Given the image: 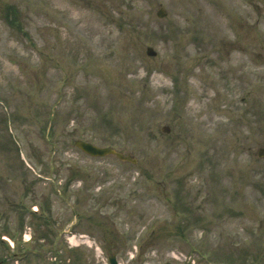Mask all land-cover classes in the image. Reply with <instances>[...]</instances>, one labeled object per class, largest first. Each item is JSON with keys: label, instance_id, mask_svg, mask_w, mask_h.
<instances>
[{"label": "rangeland", "instance_id": "374dc122", "mask_svg": "<svg viewBox=\"0 0 264 264\" xmlns=\"http://www.w3.org/2000/svg\"><path fill=\"white\" fill-rule=\"evenodd\" d=\"M261 147L264 0H0V264H264Z\"/></svg>", "mask_w": 264, "mask_h": 264}, {"label": "water", "instance_id": "95a60500", "mask_svg": "<svg viewBox=\"0 0 264 264\" xmlns=\"http://www.w3.org/2000/svg\"><path fill=\"white\" fill-rule=\"evenodd\" d=\"M158 14H159V16H165L166 12H165L164 9H161L158 12ZM147 53L149 55H155L156 54V52L154 51V49L152 47H148ZM75 144L78 147H80L82 150H84L86 153H88V154H90L92 156H104V155L113 154V155L118 156L122 160H128V161L136 162V158L132 157L131 155L125 156L122 152H119L116 149L111 148V147H99V146H96V145L91 144L89 142L82 141V140H77L75 142ZM263 152H264V150L261 151V154ZM111 263L112 264H117L116 259L112 258L111 259ZM166 264H173V263H166Z\"/></svg>", "mask_w": 264, "mask_h": 264}]
</instances>
